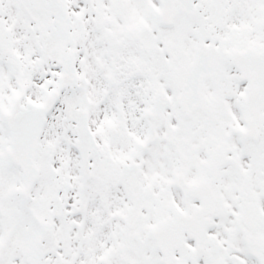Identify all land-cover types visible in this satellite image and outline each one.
Here are the masks:
<instances>
[{"label": "snow or ice", "instance_id": "snow-or-ice-1", "mask_svg": "<svg viewBox=\"0 0 264 264\" xmlns=\"http://www.w3.org/2000/svg\"><path fill=\"white\" fill-rule=\"evenodd\" d=\"M0 264H264V0H0Z\"/></svg>", "mask_w": 264, "mask_h": 264}]
</instances>
